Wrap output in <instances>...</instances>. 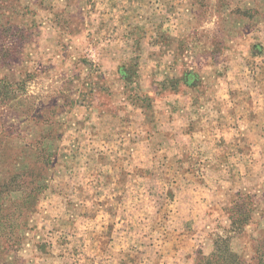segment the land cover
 <instances>
[{"label": "crops", "instance_id": "crops-1", "mask_svg": "<svg viewBox=\"0 0 264 264\" xmlns=\"http://www.w3.org/2000/svg\"><path fill=\"white\" fill-rule=\"evenodd\" d=\"M78 1L79 41L110 87L81 113L82 170L66 191L77 198L49 208L62 243L48 263L184 264L203 241L199 220L216 223L255 170L240 149L260 145L264 53L244 38L226 57L184 53L180 10L162 3L156 24L160 0ZM125 209L141 221H123Z\"/></svg>", "mask_w": 264, "mask_h": 264}, {"label": "rangeland", "instance_id": "rangeland-1", "mask_svg": "<svg viewBox=\"0 0 264 264\" xmlns=\"http://www.w3.org/2000/svg\"><path fill=\"white\" fill-rule=\"evenodd\" d=\"M173 1L160 0L156 24L165 20L162 3L169 13L180 10L173 18L184 29V53L226 57L224 47L241 38L264 53V0ZM81 5L0 0V264H49L62 243L50 222L60 213L49 208L77 198L66 191L82 170L81 113L109 86L89 44L79 41ZM259 134V146L240 149L256 158L255 170L216 223L199 220L203 241L184 264H264V128ZM141 214L125 209L121 219L139 223Z\"/></svg>", "mask_w": 264, "mask_h": 264}, {"label": "trees", "instance_id": "trees-1", "mask_svg": "<svg viewBox=\"0 0 264 264\" xmlns=\"http://www.w3.org/2000/svg\"><path fill=\"white\" fill-rule=\"evenodd\" d=\"M226 249H228V251H230V250H229V246H228V245H227Z\"/></svg>", "mask_w": 264, "mask_h": 264}]
</instances>
